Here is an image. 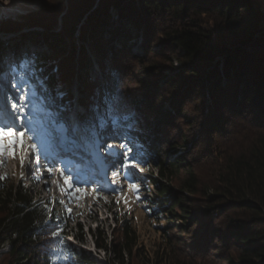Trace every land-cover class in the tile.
<instances>
[{"label": "trees", "instance_id": "obj_1", "mask_svg": "<svg viewBox=\"0 0 264 264\" xmlns=\"http://www.w3.org/2000/svg\"><path fill=\"white\" fill-rule=\"evenodd\" d=\"M57 18L50 13L29 19L25 27L46 32L32 39L51 54L26 51L23 57L36 61L43 70L38 76L48 87L61 86L68 100L80 78L86 107L104 89L79 72L89 59L84 43H91L103 75L112 81L118 72L130 93L139 117L133 148L144 145L138 160L156 156L157 177L144 178L153 187L146 213L167 220L166 227L158 226L167 247L149 257L132 221L117 219L119 237L109 242L101 236L97 250L111 253L118 264H128L126 257L135 251L146 264H264V0H68L58 36L50 34ZM12 24L3 30L21 29ZM135 47L141 55L134 54ZM217 57L222 60L215 64ZM36 85L43 92L36 79L29 87L39 94ZM194 98L199 117L186 131H193L191 143L200 142L210 164L204 177L199 163L177 153L188 149L189 135L179 122L190 121L185 103ZM42 146L49 147V140L43 138ZM172 153L177 156L169 162ZM0 177H6L0 178V264H95L91 253L69 240L68 214L34 201L26 183ZM56 224L60 231L53 236ZM177 238L185 249L174 243ZM73 239L84 242L76 234Z\"/></svg>", "mask_w": 264, "mask_h": 264}, {"label": "rangeland", "instance_id": "obj_2", "mask_svg": "<svg viewBox=\"0 0 264 264\" xmlns=\"http://www.w3.org/2000/svg\"><path fill=\"white\" fill-rule=\"evenodd\" d=\"M60 5L63 6L62 10L59 8ZM67 10L68 0H0V17L7 18L5 23H14L12 24V27L21 26V29L13 30L12 32H5L6 30H4L6 34L4 46L5 53L12 51L18 56H23V53L26 51L29 53L43 51L48 55L51 54L50 48H48L44 43L39 44V42H36L32 39V37L36 39V36L39 37L42 34L44 35L46 33L44 29L40 27L28 28L24 25L28 26L30 21L29 19H34V15L36 14H40V16L43 18L47 15H50L51 13L55 15V17H58V26L56 30L51 31L50 34L58 36L59 31H61L62 17L67 12ZM111 13L113 21L117 25V14L114 10H111ZM79 35V33L75 34L77 47L79 46ZM137 43L140 45L141 39L138 40ZM91 45L92 44L89 42L84 43L85 52L87 53L89 59L86 62L87 65L80 67V75H87V77L90 78V81L92 80V82H95L98 87L106 88L109 86L111 81L108 79V76L103 75V69L94 56L93 46ZM154 50H158V46H155ZM134 54L141 55V50L138 47H135ZM165 63L171 64L168 59ZM172 64L179 66V62L177 61L172 62ZM80 84V78L78 79V77H75L73 100H76L81 105H83L80 99ZM21 87H23V85H21ZM35 88L40 93H43L42 90H39V85H36ZM6 91L9 95L17 96V98H19V96L22 94L18 89L16 91H12L11 89ZM3 96L4 92H0V99H3ZM196 105H199L197 98L185 103V110L190 116V121L188 122L186 119H183L181 121L179 120V123L181 125V130L184 133L183 135H189V145L187 150L183 148L182 150L185 151H178L177 153L183 154L186 160L192 165L199 163L197 165L199 166L198 173L204 177L209 173L210 164L207 163L202 157L203 153L200 149V142L191 143L193 140V131H186V129L192 126V121L199 117L200 107L198 106L197 109L195 108ZM195 126L196 125L193 127ZM196 129L197 128L194 130ZM176 134H178L177 131L175 132V135ZM43 138H46L47 140H54L55 137H49L45 134H41L40 139L42 143ZM174 141L181 144L182 137L176 136ZM108 142L112 143L113 148L123 151L120 141L115 137L109 135ZM30 143H32V141H30ZM42 143L37 145V147L41 149L44 155H52L55 151V147L53 146L50 148L49 146L47 149H44ZM33 155L34 153H29L27 148L24 150L23 167H21V154L19 152L14 159L0 157V175L8 176V178L11 180L14 179L16 181H22L26 183L27 186L32 190V193L35 197L34 201L49 202L52 208L60 211L62 214H68V216L72 219L70 224L72 232L70 234L69 240L74 241L73 237L75 234L83 237V243L75 240L74 245L88 253H91V258L94 260L95 264H118L117 262H114V256L111 253H105L104 251H99L96 248V241H99L101 236L103 238V235L107 237L109 242H111L113 239L117 240L120 235L118 227H116L117 219H129L132 221L134 227L138 231L139 247L142 250H146L149 254V257H155L159 251H163L167 247L165 236L158 227H166L167 220L156 221L149 217L146 213L148 212L147 208L151 207L149 196H152L150 188L152 189L153 187L147 186V179L144 178H148L149 176L157 177V168L152 162V160H156L155 155H150V157L143 156V162L140 160V162L131 161L129 157V164H136L134 169L131 167L128 169V171L133 173L134 176H130L128 179H125L124 170L117 166V170L120 172V174L115 177V182L112 180L113 169L109 167L107 163H103L100 167H97V174H99V171L102 174V176H99V179L103 182L104 180L106 181V185L102 187V192L99 191L101 187L96 188L92 179H89L94 175H92L89 171H83V173L80 175L81 177H78V180L85 181L87 183L74 186H81L85 188L87 195L80 193L75 199L70 197L68 185L64 183V175H66L67 172H65L64 175H60L58 177L59 173L61 174L59 168L54 169L53 173L49 174L47 171V166L45 165L42 171L35 172L34 175L29 174V166L31 165L33 169L36 167V165L32 163ZM99 155V153L96 154V156ZM176 156L177 155L175 153L169 154L167 155V160L171 162L174 160V158H176ZM72 163H78L79 168L82 169V165L85 162L81 158L72 157V162L65 164L64 166L69 168V166H74ZM148 166H150L149 171H146V167ZM140 168H143L142 172L140 171ZM78 171L82 172V170ZM73 172L76 173L77 170L73 169ZM183 176L184 173H181V177ZM134 179L135 182L139 183L140 186V199L137 198V192L135 190H132L129 188V186H126L127 183H129V180L130 183H132ZM116 182H122V185H125L122 186L124 189L121 190L115 186ZM171 185L177 187L178 184L177 182H173ZM61 189H64V191L62 192ZM93 189H96L97 191L94 192ZM97 195L100 196L99 199H97ZM68 209H71V214H69L67 211ZM174 233L175 235H178L177 231H174ZM95 235L98 237V239L95 237ZM183 235L187 236V234ZM181 242L182 240L179 238L174 240V243L180 245ZM181 247L182 249H185L184 245H181ZM136 254L137 252L135 251L132 257H126L127 263L146 264L142 262L139 257L137 258Z\"/></svg>", "mask_w": 264, "mask_h": 264}, {"label": "snow or ice", "instance_id": "obj_3", "mask_svg": "<svg viewBox=\"0 0 264 264\" xmlns=\"http://www.w3.org/2000/svg\"><path fill=\"white\" fill-rule=\"evenodd\" d=\"M6 19L0 17V92H4L3 99H0V157L14 159L19 152L23 167L24 150L27 148L29 153H34L32 163L36 165L35 169L29 166V174L42 171L45 165L49 174L56 168L60 169L61 175L67 172L64 183L68 185L72 199L80 193L87 195L85 188L74 186L87 182L73 178L71 169L63 167L66 162H72V157L79 156L88 166L107 163L113 169V182L120 174L117 166L124 170L125 179L134 176L128 171L130 167H136L135 163L129 164V154L131 161L140 162L138 157L143 153L144 145L133 148L137 139L133 133L138 132L139 117L129 102L130 93L123 87V77L118 72L112 73L109 86L97 91L86 107L76 100H68L61 86L48 87L46 78L38 76L43 70L36 66V61L12 51L5 53L6 34L3 29ZM33 79L43 85V93L38 94L34 86L29 87ZM8 89H18L22 94L17 98L9 95ZM49 125L57 133L54 141L49 140V146H54L55 151L52 155H44L37 145L42 143L41 134L52 137ZM109 135L120 141L123 151L113 148L108 142ZM93 150L100 155L94 156ZM129 188L135 190L140 199V186L135 179ZM67 211L71 214V209ZM53 227L55 236L60 229L58 224Z\"/></svg>", "mask_w": 264, "mask_h": 264}, {"label": "bare ground", "instance_id": "obj_4", "mask_svg": "<svg viewBox=\"0 0 264 264\" xmlns=\"http://www.w3.org/2000/svg\"><path fill=\"white\" fill-rule=\"evenodd\" d=\"M96 152H95V150H94V152H93V155L94 156H96ZM75 157H77V158H80L79 156H75ZM72 159V158H71ZM102 164H94V165H91V166H88V165H86L85 163H83V167H82V169L81 168H79V166H78V163L77 164H74V166H75V168H74V170H77V172H78V175H81V173H80V171H78V170H82V173H83V171H89L92 175H94V174H97L98 172H96L97 171V167H100ZM99 170V169H98ZM99 176H100V173L98 174ZM98 176V177H99ZM83 178V177H82ZM95 177L93 176L92 178H89V179H94ZM102 181V180H101ZM103 182V181H102ZM103 183H105L106 184V182H105V180H104V182ZM123 186H125L124 184H123Z\"/></svg>", "mask_w": 264, "mask_h": 264}, {"label": "water", "instance_id": "obj_5", "mask_svg": "<svg viewBox=\"0 0 264 264\" xmlns=\"http://www.w3.org/2000/svg\"><path fill=\"white\" fill-rule=\"evenodd\" d=\"M9 32H12V31H9ZM221 60H222L221 57H217V58L215 59L214 63L216 64V63L220 62Z\"/></svg>", "mask_w": 264, "mask_h": 264}]
</instances>
